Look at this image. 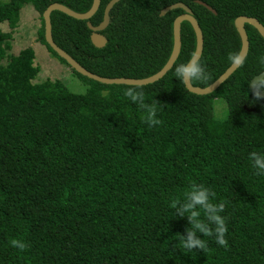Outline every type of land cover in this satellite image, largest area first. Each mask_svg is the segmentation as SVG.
Wrapping results in <instances>:
<instances>
[{"label":"trees","instance_id":"1","mask_svg":"<svg viewBox=\"0 0 264 264\" xmlns=\"http://www.w3.org/2000/svg\"><path fill=\"white\" fill-rule=\"evenodd\" d=\"M111 1L101 0L89 21L51 15L55 44L102 78L144 80L166 66L174 22L184 11L160 15L175 4L192 10L204 36L200 60L209 79L193 81L195 88L213 85L231 67L228 54L242 49L237 19L254 18L264 27V0H121L99 49L88 23L99 27ZM93 3L0 1V24L16 30L22 9L32 5L41 16L40 42L68 66L46 43L43 14L54 4L86 14ZM245 30L244 63L216 92L201 96L173 76L175 65L197 49L193 27L182 24L174 67L139 87L157 106L160 124L153 127L123 96L129 86L103 85L72 69L86 94L72 93L64 79L34 83V50L10 56L12 35L0 30V264H264V176L248 160L250 152H264V99L250 89L264 73L257 59L264 39L250 25ZM217 99L228 106L224 120L215 116ZM192 183L225 202V247L203 234L205 251L180 247L189 224L174 215L171 201ZM13 238L24 250L10 245Z\"/></svg>","mask_w":264,"mask_h":264},{"label":"clouds","instance_id":"2","mask_svg":"<svg viewBox=\"0 0 264 264\" xmlns=\"http://www.w3.org/2000/svg\"><path fill=\"white\" fill-rule=\"evenodd\" d=\"M257 59L261 65H264V56H259ZM227 60L232 67H238L244 63L245 53L243 50L229 53ZM173 76L186 86L192 85L193 81L204 82L209 79V73L198 57V50L191 55L187 62L175 65ZM251 88L257 100L264 99V96L261 95V91L264 90V78L255 80ZM122 94L132 104L143 110L142 120L148 127L160 124V120L157 118L156 104L146 100L142 89L137 86H129L123 90ZM101 95L106 96L107 92H102ZM248 160L254 174L264 176V152L252 151L248 154ZM171 208L174 209L176 217L186 218L189 224V227L178 239L182 249L205 251L207 241L201 238V234L203 237H214V242L218 246L225 247L227 245V221L225 216L221 215L225 209V202H216L215 193L209 187L204 184L192 183L182 199L171 201ZM9 243L21 251L26 247L24 242L15 238L11 239Z\"/></svg>","mask_w":264,"mask_h":264},{"label":"water","instance_id":"3","mask_svg":"<svg viewBox=\"0 0 264 264\" xmlns=\"http://www.w3.org/2000/svg\"><path fill=\"white\" fill-rule=\"evenodd\" d=\"M121 0H112L108 6L105 9V14H104V21L99 27H94L90 23H88L89 29L93 32L91 36V41L93 45L96 48L102 49L107 45V40L106 38L102 35V32L107 29V27L110 24V14L114 7L120 2ZM201 5L207 7L205 4L200 3ZM101 5V0H94L92 9L86 13V14H77L73 12L72 10L68 9L65 6L54 4L50 6L45 13L43 14V19L45 22V39L46 43L52 48V50L61 58L63 59L68 66L74 70L76 73L79 75L86 77L90 80H93L95 82H98L103 85H125V86H137V87H143V86H148L151 84H154L161 79H163L174 67L175 63L177 62L180 53H181V48H182V41H181V27L184 22H189L191 26L193 27L196 37H197V49L198 50V57L201 59L202 54H203V49H204V36L203 32L197 22V20L194 18L192 10L187 7L186 5L179 3L175 4L173 6H170L166 9H164L161 13V17L166 16L168 13L175 11V10H183L184 14L179 16L175 22H174V48L173 52L171 54V57L166 64V66L156 75L144 79V80H133V79H108V78H102L99 77L95 74H92L85 70L83 67H81L72 57H70L66 52L61 50L54 42L53 40V35H52V22H51V15L53 12H61L75 20L78 21H89L99 10ZM210 11L215 13L211 8L207 7ZM250 25L254 27L260 35L264 39V27L259 23L258 20L254 18H248V17H241L237 19L236 21V27L238 29V32L240 34L241 40H242V49L245 53V59L248 56L249 53V39L247 32L245 30V26ZM245 61V60H244ZM241 67H230L220 78L217 80L213 85L206 89H200V88H195L192 85L186 86L187 89L192 92L193 94L196 95H211L214 92H216L221 85H223L239 68ZM264 78V73L261 75L257 76L250 85V89L253 93V90L251 88L253 82L257 79ZM261 95L264 96V91H261Z\"/></svg>","mask_w":264,"mask_h":264},{"label":"rangeland","instance_id":"4","mask_svg":"<svg viewBox=\"0 0 264 264\" xmlns=\"http://www.w3.org/2000/svg\"><path fill=\"white\" fill-rule=\"evenodd\" d=\"M7 3L10 0H0ZM9 23H1L0 30L10 33V56L18 55L26 49H33L35 53L34 66L36 77L34 83L56 81L64 79L68 82L69 90L74 94H86L88 87L83 84L72 72L71 68L62 64L55 58L39 40V30L42 28L41 16L32 5H26L20 15L19 26L16 30L9 27ZM214 113L217 119L224 120L228 117V106L224 99H217L214 104Z\"/></svg>","mask_w":264,"mask_h":264}]
</instances>
